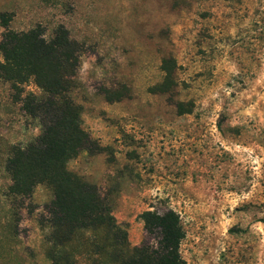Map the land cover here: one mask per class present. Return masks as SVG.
<instances>
[{
	"label": "rangeland",
	"instance_id": "obj_1",
	"mask_svg": "<svg viewBox=\"0 0 264 264\" xmlns=\"http://www.w3.org/2000/svg\"><path fill=\"white\" fill-rule=\"evenodd\" d=\"M3 13L82 44L74 97L95 146L68 167L112 200L132 245L143 211L172 208L187 264H264V0H0V39ZM169 58L172 89L155 92ZM11 93L0 80V264H56L50 188L4 195L8 147L40 133ZM91 234L67 245L79 264H92L77 244Z\"/></svg>",
	"mask_w": 264,
	"mask_h": 264
},
{
	"label": "trees",
	"instance_id": "obj_2",
	"mask_svg": "<svg viewBox=\"0 0 264 264\" xmlns=\"http://www.w3.org/2000/svg\"><path fill=\"white\" fill-rule=\"evenodd\" d=\"M11 14H1L6 27L0 39V80L9 83L12 99L37 121L40 133L26 145L8 147L5 169L10 184L7 199L31 197L37 185L50 188L49 256L56 264H79L68 249L77 233L91 236L77 242L92 264H187L181 253L186 231L180 214L172 209L145 210L140 214L145 236L136 245L127 227L113 213L112 200L97 184L85 180L68 167V161L95 141L83 125L82 105L74 97L80 87L78 71L82 44L60 24L51 37L41 24L17 31L9 28ZM173 58L165 59V77L154 91H171ZM34 83L38 92L27 90ZM179 112H186L181 103Z\"/></svg>",
	"mask_w": 264,
	"mask_h": 264
}]
</instances>
